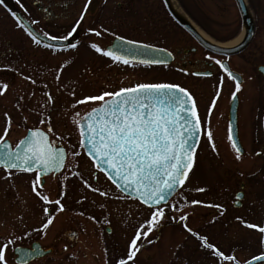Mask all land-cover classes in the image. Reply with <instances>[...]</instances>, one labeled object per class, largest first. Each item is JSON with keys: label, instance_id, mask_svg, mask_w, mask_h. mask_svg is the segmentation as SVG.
Wrapping results in <instances>:
<instances>
[{"label": "rangeland", "instance_id": "obj_1", "mask_svg": "<svg viewBox=\"0 0 264 264\" xmlns=\"http://www.w3.org/2000/svg\"><path fill=\"white\" fill-rule=\"evenodd\" d=\"M83 1L76 2L78 8L68 21L71 24H75L79 19L83 10L80 5ZM134 2L136 0H133L129 5V12L123 14L122 24L124 26L136 25L137 21L145 23L146 20L153 24L174 26L162 0H142L143 6H140L139 9H136L137 6ZM175 2L180 11H183V16L194 25L195 29L204 38L206 37L214 43L230 42L243 31L234 0H175ZM244 3L253 16L255 27L258 28L256 40L263 41L264 0H244ZM61 23L66 24L67 21ZM103 24L106 23L103 22ZM15 25L16 22L9 15L7 9L0 5V83L9 85L5 94L0 96V132L4 128L5 112L12 120V128L6 139L13 146L25 135L27 129L44 127L45 125L39 123L41 118L47 120L48 117H51V124L55 132L51 138L58 141L66 152L81 151L82 155L75 160L69 155L68 161L71 163H67V167L59 175L51 178L40 189L43 194L48 195L50 201L60 199L61 193H63L61 199V204L64 206L63 211L58 210V205L44 204L25 185L9 184L8 179L2 178L5 176V172L0 170V240L10 236L19 237L12 246L13 248L26 243L30 244L33 241H39L45 245L51 242V236L55 232L78 229V238L82 241L85 240V243L81 241V245L79 243L74 247L75 251L79 250L81 254L85 250L84 248H89L95 252L91 259L80 256V259H77L80 260V263L116 264L119 259L126 258L129 244L137 228L149 218L151 210L140 205L134 199L123 196L101 173H96L93 176L95 169L92 168V163L84 156L79 147V135L73 120L75 112L78 111L83 115L96 105L88 103L78 105L76 109H72L71 105L85 96H96L106 91V89L100 88L104 68L116 71L115 75L111 72L113 76L107 79L110 85L117 84L114 89L131 87L138 83L176 84L178 81L176 75L179 74L173 71V68L169 69L171 74H166L163 70H154L151 74L139 67L134 70V65H121L115 68L109 65L108 60L99 59H93L86 64L85 58L91 57V55L80 51L79 56L82 58L74 59L62 71H60L61 63L49 64L47 65L48 69L43 68L42 70L43 72L48 71L41 76L42 80H32L31 78L26 80L21 73L23 72L19 54L21 49L17 47L25 39ZM9 31L13 32L11 40L15 46L9 49L10 52H7L3 41H1V35L6 37L5 35ZM176 32L175 28L158 31L155 42H161L163 37L172 38ZM119 33L129 40H134V28H122ZM138 38L146 42L149 40L148 36L139 33ZM4 54L6 56H3ZM53 67L55 68L52 69ZM82 68L90 70V74L81 72ZM57 72L60 73L59 80L56 79ZM200 82L202 85L207 83L205 80ZM45 92L52 96L53 103L46 105ZM45 105L46 111L44 110ZM25 117H27V124L24 123ZM60 135L68 139L57 140L56 137ZM220 147L225 151V146ZM205 148L206 145L202 144L185 186L168 202V206H161L165 208L166 217L161 226L149 234L148 239L153 243L138 241V244H142L141 250L135 256L134 261L129 264H230L228 261H221L210 249L204 248L200 240H195L193 235L188 234L183 224L172 219L173 216L178 219L184 207L182 202L185 200L189 205L193 200L201 201V204L189 207L191 214L188 215V219L184 223L192 232H196L197 228L198 235L206 238L207 243L213 245L221 253L234 255L240 264L264 254V244L261 243L264 240V234L258 231V228L264 227V224L256 225L255 228L246 232L238 226L216 223L211 213L212 208L204 206L211 205L212 202L210 190L212 161H204L202 154ZM76 164L78 167L74 166ZM72 172H79L80 176H73ZM65 176L68 177L67 180L64 179ZM24 179L27 183L31 181L29 177ZM85 180L93 187L109 192L110 196L101 197L98 193L86 188ZM198 188H203L205 191L201 196L196 197L194 191L191 190ZM181 194L184 199H180ZM174 203L180 208V211L173 212L171 210V205ZM45 207L50 210L49 214L44 213ZM48 218H52V224L47 229L38 231L42 229L43 223ZM107 228L111 229L110 233L106 232ZM101 249H104L105 252H102ZM11 252L12 250L8 252L9 264H13ZM148 259L150 260L148 261ZM67 263L61 261L59 264ZM42 264L53 263L48 259L42 261Z\"/></svg>", "mask_w": 264, "mask_h": 264}, {"label": "flooded vegetation", "instance_id": "obj_2", "mask_svg": "<svg viewBox=\"0 0 264 264\" xmlns=\"http://www.w3.org/2000/svg\"><path fill=\"white\" fill-rule=\"evenodd\" d=\"M77 1L81 0H19V3H17V0H8L7 3L4 4V7L7 9L10 16H12L13 12L18 13L35 33L46 39L43 35L45 32L49 35L60 36L71 30V27L75 24H71V22L68 21L78 8L76 6ZM132 1L133 0H91L87 12L85 13V18L72 39V42L78 45L76 49H71L68 46L60 49L54 47L49 48L45 47L46 44L43 42L37 45L33 42L31 37L16 24L15 26L20 30L25 39V41L17 46L22 50H20L19 53L21 55L22 75L24 77L30 75L29 78L32 80H42L41 76L48 73V71L43 72V68L48 69L47 65L59 63L66 67L70 62H73L74 59L82 58L79 56L80 51L91 55V57L88 56L85 58L86 64L93 59H99L102 61L108 60L107 62H109V65L115 68L121 65L123 66L124 64H115L110 58L95 52L89 45L95 43L101 49L106 50L116 37H122L127 41L129 40V38L123 37L119 33L122 28H134L135 36L132 41L150 47L164 49L172 55V62L167 65H143L140 63H133L134 70L139 67L142 70H147L151 74L154 70H163L164 73L171 74L169 69L173 68V71L179 74L176 75L173 73L178 78L176 85L178 83L179 86L190 93L195 101L203 127L210 128L212 132L216 151L212 150L206 135H201L198 147L196 148L195 157L197 159L202 144L206 145L202 155L204 161H212V168L210 169L212 171L210 179V190L212 193L211 205H219V208L211 207L214 221L216 223L238 226L246 232L250 231V228L246 227L247 224H252L254 226L263 225L264 40H256L258 28L254 25L252 39L239 53L231 55L218 54L202 47L171 18L170 20L173 22L174 26L153 24L149 20H146L145 23L137 21L136 25L124 26L122 24V17L124 12H129V5ZM86 2L87 0H84L81 5L78 3V5L83 8L82 11H84ZM134 4L137 6L136 9L143 6L142 0H136ZM33 20L39 23L33 24ZM64 21H67V23H61ZM103 22L106 24H103ZM15 26L14 28H16ZM167 28H175L177 31L176 35L174 34L175 36L172 38L163 37L160 40L161 42H155V37H157L156 32L161 30L165 31ZM89 29L100 31L101 34L99 36L92 33L85 35ZM138 33L148 36V42L139 39ZM12 34L13 32L9 31V33L5 35L6 37L1 35V41H3V45L5 49H7V52H10L9 49L15 46L11 40ZM3 56H6V54ZM209 57L211 59H209ZM216 60H220L227 64L228 69L241 82V91L237 93L235 99L232 97V92L235 91V84L237 81L230 80L227 73L215 63ZM54 68L55 67L52 69ZM85 68H82L81 72H88V74H90V70H86ZM103 71L100 88H104L106 91L110 92L119 90L120 88L114 89L117 86L116 83L110 85L107 81V79L116 74V71L113 72L111 68H104ZM111 72L114 74L112 75ZM205 73H211V75H205ZM199 80H205L207 83L202 85ZM221 81L223 82L221 83ZM217 91H219V97L216 99L215 106L212 107L211 116H209L208 109L212 105L213 98L216 97ZM231 127L233 130L235 129L236 139L242 149L239 160L236 159V151L231 147V143L228 140L229 129ZM40 129L46 130V126ZM50 139L55 140L51 138V136ZM56 145L59 147L61 144L56 141ZM220 146H225V151ZM257 153H259V155H257ZM195 157L193 167L195 165ZM0 170L4 172L3 169ZM60 173L45 176L42 179L43 187L47 181ZM26 177H29V179L31 178V181L28 180L29 183L24 179ZM34 179L35 173L13 171L11 178H8V182L9 184L19 183L25 185L32 192V181ZM19 184L18 186L22 188ZM14 185L16 186V184ZM191 191H194V196L196 197L202 195V192L196 190ZM51 204L57 206L55 203ZM182 205H185V201L182 202ZM189 207L192 206L187 204V206L183 207L182 213H180L187 214V216L190 215L191 209ZM49 213L50 210L48 214ZM75 230L76 229L55 232V234L51 236V242L49 244L43 245L42 242L33 241L30 244L26 243L14 248L30 249L32 244L37 243L42 247H46L43 248V250H50L49 254L31 260L25 264H42V261H47L48 259L53 264H59L61 261L68 262L67 264H76L77 262L83 264L77 259H80V256L83 258L89 257V259H91L93 255H95V252L89 248H84L85 250L83 253L81 252V254L79 250L75 251L74 247L79 243L80 245L82 244V240L78 238L79 230L77 229V232ZM194 233H196V235L192 236V233L188 232L195 240H200L198 239L200 236L198 235L197 228ZM82 242L85 243V240ZM101 250L105 252L104 249ZM136 255H138V253ZM11 258L13 259V264H17L15 262L16 256L13 251L11 252ZM149 260L150 259H148V261Z\"/></svg>", "mask_w": 264, "mask_h": 264}, {"label": "snow or ice", "instance_id": "obj_3", "mask_svg": "<svg viewBox=\"0 0 264 264\" xmlns=\"http://www.w3.org/2000/svg\"><path fill=\"white\" fill-rule=\"evenodd\" d=\"M90 3L91 0H87L84 11L81 12L75 25L66 34L55 36L45 32L43 33L44 37L49 41H68V47L76 49L78 45L72 43V39L84 20ZM2 4H4V0H0V5ZM13 18L35 44H41V40L35 32L20 23L15 14H13ZM32 23L37 24L39 22L33 20ZM89 33L96 36L101 34L100 31L89 29L85 35ZM116 39L123 41L122 37H116ZM125 43L137 45V42L132 40L125 41ZM45 47L50 48L51 45H45ZM89 47L110 58L115 64L129 66L133 64L127 55L119 54L122 51L119 47L116 50H103L95 43L90 44ZM139 47L145 50L149 48L148 45H139ZM209 59L211 58L209 57ZM138 62L143 65H152L161 64L165 61L154 58L142 59ZM215 63L227 73L230 80L237 81L235 91L232 92V97L235 99L237 93L241 91V82L228 69L227 64L220 60H216ZM64 67L65 65H62L60 71ZM205 75H211V73H205ZM59 77L60 73L57 72L56 79L59 80ZM24 79L30 78L24 77ZM32 82L35 83V81ZM8 87L7 83H0V96L5 94ZM44 95L47 97L46 105L53 103L51 95L46 92ZM72 95L74 96L75 93L73 92ZM218 97L219 91H217L216 97L213 98L212 105L208 109L209 116H211L212 107L215 106ZM88 103H93L96 106L83 115L78 111L75 112L73 123L79 135V147L85 150L83 154L92 161V168L95 169L93 176L96 173H103L123 196L138 200L151 210L149 218L137 228L129 244L126 258H121L116 262V264H129V262L134 261L136 254L141 250L142 244H138V241L153 243L152 240L148 239V236L161 226L166 217L165 208L161 205L168 206L169 198L182 189L189 179L200 136L206 135L213 151H216V146L213 143L210 128H204L202 125L193 97L179 85L138 83L114 92L104 91L96 96H85L76 100L71 108L76 109L78 105ZM46 105L45 111L47 110ZM4 119V128L0 132V168L5 172V176L2 178H11L14 170L21 173H35V179L32 181L34 195L44 204L55 203L59 206L58 210L63 211L64 206L61 204L63 193H61L60 199L50 201L48 195L43 194L40 190L43 188L42 177L61 172L67 167V163H71L68 161L69 155L75 160L82 155L81 151L68 153L64 147H58L56 141L50 139V136L55 135L51 117H48L47 120L41 118L39 121L40 124L46 126V130L36 127L29 128L23 138L13 146L6 139L12 128V120L7 112L4 113ZM24 123L27 124V117L24 118ZM56 139L62 140L64 137L60 135ZM228 140L231 147L236 151V159L239 160L242 149L234 139L231 128L229 129ZM74 166L78 167V164ZM72 175L80 176V173L72 172ZM67 178V176L64 177L65 180ZM81 179L83 178L81 177ZM84 186L98 193L101 197L110 196L109 192L93 187L87 180L84 181ZM196 191L204 192L205 189L198 188ZM180 199H184L182 194ZM187 204L188 202L185 200L184 206ZM198 204H201V201H191V205ZM204 206L219 208V205ZM171 210L178 212L180 208L174 203L171 205ZM43 211L45 214L49 212L46 207ZM80 214L83 215V213ZM172 219L183 224L185 230L192 233L193 236L196 235L184 223L188 219L187 214H180L178 219L173 216ZM52 222V218H48L43 223L42 229L38 231L47 229ZM246 227L251 229L255 226L247 224ZM258 231L264 234V227L258 228ZM17 239L19 237L10 236L0 240V264H9V250H12L13 253L20 251V249L12 247ZM198 239L202 241L204 248L210 249L221 261L240 264L234 255H224L213 245L208 244L206 238L198 237ZM261 243L264 244V240ZM257 261L264 262V254L256 256L252 260H246L244 264H255Z\"/></svg>", "mask_w": 264, "mask_h": 264}, {"label": "water", "instance_id": "obj_4", "mask_svg": "<svg viewBox=\"0 0 264 264\" xmlns=\"http://www.w3.org/2000/svg\"><path fill=\"white\" fill-rule=\"evenodd\" d=\"M7 1L8 0H4V3H7ZM234 2L236 4V7H237V10L239 13V17H240L241 24H242V27L244 30V34H243L242 39L240 40V42L236 46H234L232 48H224V47H221L219 45H216L215 43L208 42V40L206 38H204L197 29H195L193 24L188 19H186L185 16L178 14L173 9L170 0H162L164 8L167 11V13L169 14V16L172 18V20L177 25H179L183 30H185L188 34H190L202 47H204V48H206V49H208L214 53L228 54V55L236 54V53H239L240 51H242L248 45V43L250 42V40L253 37V28H254L253 19H252L251 14L249 13L245 3H244V0H234ZM13 14H15V17L18 18L20 23L24 24L26 27L31 29L29 24L18 13L13 12L12 16H13ZM38 37L40 38L41 42L45 43L46 45H51V47H54L57 49L65 48L68 46V41H49L47 39H44L40 35H38ZM125 41H127V40L123 39V41H122V40L115 39V40H113L112 44L109 47H107L106 50H109V49L116 50L117 47H119V49H122V51H120L119 54L127 55L129 57V59L133 61V63H139L138 61L142 60V59L147 60V59H154V58L163 59L165 62L161 63V64H152V65H167V64L171 63V61H172V55H169V52L164 50V49H159V48H154V47L149 46V48L147 50H145V49L139 47V45H144V44L137 43L136 46H133V45H127L125 43ZM231 130H232V135H233L234 139L238 143V140L236 139L235 129L233 130V128L231 127ZM7 142L10 144L9 141H7ZM238 145H239V143H238ZM83 152H85V150H83ZM85 156L88 158L87 155H85ZM55 174H57V173H55ZM43 178L44 177H42V179ZM113 186L115 187V185H113ZM172 196L169 198V200L172 198ZM109 231L110 230L107 229V232H109ZM18 249H20V251L14 253V255L16 256L15 262L17 264H25L31 260L41 258V257L50 253V250H43V248L37 243L32 244L30 249H24V248H18ZM255 264H264V262L257 261V262H255Z\"/></svg>", "mask_w": 264, "mask_h": 264}, {"label": "bare ground", "instance_id": "obj_5", "mask_svg": "<svg viewBox=\"0 0 264 264\" xmlns=\"http://www.w3.org/2000/svg\"><path fill=\"white\" fill-rule=\"evenodd\" d=\"M170 2H171V4H172L173 9H174L178 14H180V15L183 16V13L180 11V9H179V7L177 6V3L175 2V0H170ZM243 34H244V32L241 33L238 37H236L234 40H232V41H230V42H227V43H224V44H216V45H219V46L224 47V48H232V47L236 46V45L239 43V41L241 40ZM205 38H206V37H205ZM207 40H208V42L213 43L212 40H210V39H207Z\"/></svg>", "mask_w": 264, "mask_h": 264}]
</instances>
